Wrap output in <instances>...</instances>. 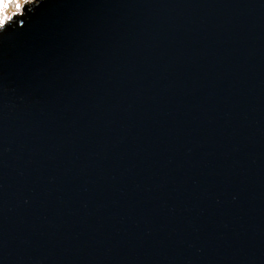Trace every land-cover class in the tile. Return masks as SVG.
I'll list each match as a JSON object with an SVG mask.
<instances>
[{"label":"water","instance_id":"water-1","mask_svg":"<svg viewBox=\"0 0 264 264\" xmlns=\"http://www.w3.org/2000/svg\"><path fill=\"white\" fill-rule=\"evenodd\" d=\"M12 17L0 264H264V0Z\"/></svg>","mask_w":264,"mask_h":264},{"label":"rangeland","instance_id":"rangeland-1","mask_svg":"<svg viewBox=\"0 0 264 264\" xmlns=\"http://www.w3.org/2000/svg\"><path fill=\"white\" fill-rule=\"evenodd\" d=\"M33 0H31L32 2ZM18 2V0H4V3H6L8 6L3 7L0 6V18H3L4 16H13L15 14H18L20 12H17L15 8V4ZM19 2L23 6V0H19Z\"/></svg>","mask_w":264,"mask_h":264},{"label":"snow or ice","instance_id":"snow-or-ice-1","mask_svg":"<svg viewBox=\"0 0 264 264\" xmlns=\"http://www.w3.org/2000/svg\"><path fill=\"white\" fill-rule=\"evenodd\" d=\"M30 2L31 0H23V6H26ZM0 6L7 7L8 5L4 3V0H0ZM23 6L18 0V2L15 4L17 12H21ZM12 18V16H4L3 18H0V30H2L7 25V23L12 20Z\"/></svg>","mask_w":264,"mask_h":264}]
</instances>
